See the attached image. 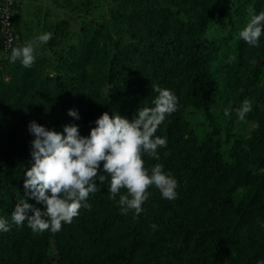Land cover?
Here are the masks:
<instances>
[{"label":"trees","instance_id":"obj_1","mask_svg":"<svg viewBox=\"0 0 264 264\" xmlns=\"http://www.w3.org/2000/svg\"><path fill=\"white\" fill-rule=\"evenodd\" d=\"M100 1L105 9L92 17L94 0L72 5L74 15L46 11L41 28L52 37L35 47L31 67L9 60L28 26L15 7L18 38L0 58V216L10 223L0 231V264L264 261V33L255 46L239 36L252 9L264 11V0ZM155 85L171 89L178 104L156 131L167 137L159 160L142 158L149 170L161 163L175 176V199L150 185L143 211L123 212L119 194L113 198L108 183L96 180L90 207L59 231L12 222L25 196L30 120L57 131L76 123L87 135L105 111L132 119L150 106ZM245 98L252 110L241 121L235 109ZM189 109L201 112L203 123L190 119Z\"/></svg>","mask_w":264,"mask_h":264},{"label":"clouds","instance_id":"obj_2","mask_svg":"<svg viewBox=\"0 0 264 264\" xmlns=\"http://www.w3.org/2000/svg\"><path fill=\"white\" fill-rule=\"evenodd\" d=\"M262 33L264 11L257 13L253 8L239 36L255 46ZM51 37V32H41L31 41L12 47L9 60L13 63L19 60L23 66L31 67L36 59V42L43 44ZM153 91L156 95L151 105L139 107L132 119L105 111L95 119V126L87 135L80 133L76 123L65 124L63 131H57L30 120L27 130L33 138L31 159L23 172L25 196L16 203L11 213L12 222L20 225L27 220L34 232H57L62 223H70L79 215L82 206L90 207L87 198L99 190L96 180L108 183L113 198L119 194L118 203L123 212L134 210L140 214L150 185H155L163 198L175 199L178 195L175 176L165 171L161 163H155L149 170L144 167L142 158L146 153L159 160L158 148L167 145V137L157 135L156 131L178 104V97L171 89L155 85ZM252 103L249 98L242 101L235 109L238 119H246ZM225 114L230 115V110L226 109ZM68 115L79 119L77 109L69 108ZM101 169L107 172V178ZM122 188L126 191L121 192ZM25 197L43 204V209L35 207ZM9 228L8 219L0 216V231Z\"/></svg>","mask_w":264,"mask_h":264},{"label":"rangeland","instance_id":"obj_3","mask_svg":"<svg viewBox=\"0 0 264 264\" xmlns=\"http://www.w3.org/2000/svg\"><path fill=\"white\" fill-rule=\"evenodd\" d=\"M69 1V5L67 4ZM81 0H19L20 3V17L22 21L27 23L28 26L22 28V31L25 35V42L31 41L34 36L42 32V23L47 18V11L50 17L55 18L56 16H66L67 14L74 15L76 12H70L68 9L79 3ZM92 8V16H95L101 13L104 9V2L100 0H94L91 5ZM46 16V17H45ZM39 21V22H38ZM35 47L39 50L41 49V45L39 42H36ZM47 53V51H44ZM188 116L195 123L201 122L203 123V114L199 111H193L192 109L188 110ZM252 122L248 124V127L252 126ZM203 124H201V127Z\"/></svg>","mask_w":264,"mask_h":264},{"label":"built area","instance_id":"obj_4","mask_svg":"<svg viewBox=\"0 0 264 264\" xmlns=\"http://www.w3.org/2000/svg\"><path fill=\"white\" fill-rule=\"evenodd\" d=\"M19 0H0V31L2 34L0 48L8 51L17 41L15 28V7Z\"/></svg>","mask_w":264,"mask_h":264},{"label":"crops","instance_id":"obj_5","mask_svg":"<svg viewBox=\"0 0 264 264\" xmlns=\"http://www.w3.org/2000/svg\"><path fill=\"white\" fill-rule=\"evenodd\" d=\"M20 4V3H19ZM1 38H2V34H1V31H0V43H1ZM3 51L1 50L0 48V58L3 56Z\"/></svg>","mask_w":264,"mask_h":264}]
</instances>
